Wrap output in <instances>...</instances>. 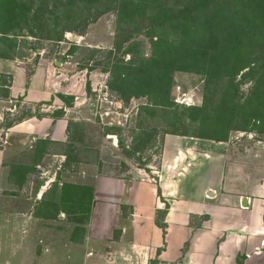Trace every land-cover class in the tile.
I'll return each mask as SVG.
<instances>
[{
    "label": "rangeland",
    "instance_id": "obj_1",
    "mask_svg": "<svg viewBox=\"0 0 264 264\" xmlns=\"http://www.w3.org/2000/svg\"><path fill=\"white\" fill-rule=\"evenodd\" d=\"M131 1L123 11V0H0L1 44H21L22 54L40 50L52 67L51 109L59 115L70 112L72 118L68 140L40 142L42 154L34 158L44 168H35V197L46 187L34 201L39 217L34 224L48 228L47 251L55 257L62 239L83 236L96 175L140 176L139 168H159L166 133L235 137L252 132L263 157L264 0H207L205 17L221 40L217 49L213 40L200 39L207 25L200 23L201 12L196 18L199 0ZM243 7L245 13L239 12ZM166 10V23L160 25ZM185 24L187 41H197L201 50L193 49L185 65L169 56L163 60L159 39L179 44ZM251 26L245 39L255 28L259 45L253 43L247 55L225 54L226 43ZM156 52L157 65L169 59L173 68L169 86L164 70L154 72L153 84L137 73L154 62ZM179 85L194 89L200 102L176 103ZM17 121L2 124L3 138ZM17 224L22 228L26 222L17 219Z\"/></svg>",
    "mask_w": 264,
    "mask_h": 264
},
{
    "label": "crops",
    "instance_id": "obj_2",
    "mask_svg": "<svg viewBox=\"0 0 264 264\" xmlns=\"http://www.w3.org/2000/svg\"><path fill=\"white\" fill-rule=\"evenodd\" d=\"M6 43L0 126L19 121L0 146V264H264V151L252 132L166 133L159 168L96 175L83 236L62 239L51 255L48 228L34 224V201L46 192L33 193L35 168L44 169L34 158L40 142L68 140L72 118L49 104L52 67L40 50Z\"/></svg>",
    "mask_w": 264,
    "mask_h": 264
},
{
    "label": "trees",
    "instance_id": "obj_3",
    "mask_svg": "<svg viewBox=\"0 0 264 264\" xmlns=\"http://www.w3.org/2000/svg\"><path fill=\"white\" fill-rule=\"evenodd\" d=\"M123 1H124L123 2V11H124V7L126 9L131 4H133L131 0H123ZM208 5H209V1H207V0H199V1H196V4H195V6H196V8L198 10L196 18L198 19L200 17V15L202 14L201 17H203V19L200 20V23L203 24V25L204 24L207 25L206 29H205L203 35L200 37V39L203 40V41H206V40L211 41V40H213L214 42H213L212 48L217 49V47L221 43V40L217 39L218 31H216L215 29L211 30V26H212L213 22L211 20H209V18L205 17V11H206L205 8H207ZM244 10H246V7H243L242 10L240 9L239 12L245 13ZM101 12L102 11H100V13ZM167 12H168V10H166L164 12V16H162L163 20L161 21L160 25L166 23L165 19H167V17H166ZM200 12H201V14H200ZM97 13L95 14L96 17L98 16ZM177 19L182 20V19H185V18L184 17H177ZM260 23H261V21H260ZM182 25L183 24L180 21V23L177 26L181 27ZM187 26L188 25L185 24L183 29H182L183 33L184 34L186 33V34L184 35L183 40L179 44H176L173 41L169 43L168 41H166L162 37L159 39V43H161V45L163 46L162 50L159 52V57L161 56L163 58V60H165V56H169L170 59H176L177 62H179L181 60L180 61V62H182L181 65H185L184 63H187L188 62L187 60L191 59V53H192L193 49L197 50V51L201 50L200 46L197 44V41H193V40L192 41L191 40L187 41V37L189 35V34H187V32L189 31V29H187ZM251 28H252V26L250 28L246 29V30L243 29L242 30L243 33L239 32L238 36H235V38H234L235 41L234 42H231V41L227 42L226 45H225V48H226L225 51H224L225 54L226 53L227 54H234V53H238V52L242 53L243 55L250 54L251 52H248V50L251 48V46L253 47L254 44L259 45L256 42H254L255 41L254 39L258 36V35L254 36L255 35V33H254L255 28L252 29V31H251L252 34H250V36H249V38L251 40L249 38H248L249 40L245 39V35L249 34V30ZM225 31L227 33H230L227 30H225ZM63 32L64 31L62 30L61 34H60L61 36H62ZM259 34H262V32L259 33ZM247 40H248V42H247ZM205 50H207V48ZM157 53L158 52L155 53L157 55L156 56L157 58L154 59V62L153 63H150V62L146 63L147 67L146 66L141 67L139 69L140 71L137 72V73L138 74H144L145 75L144 79L151 80L149 82L148 81H146V82L150 83V84H153V81L157 80V78H156L157 76L154 74V72L156 70H164V76L167 77V86H169L170 83H171V81H170L171 77L169 75H170V72L173 70V68L168 63L169 59L164 62V65L162 67L157 65L158 64V54ZM224 66L225 65H223L222 67H224ZM45 142L47 143L49 141H45ZM91 195H92V188H91Z\"/></svg>",
    "mask_w": 264,
    "mask_h": 264
},
{
    "label": "built area",
    "instance_id": "obj_4",
    "mask_svg": "<svg viewBox=\"0 0 264 264\" xmlns=\"http://www.w3.org/2000/svg\"><path fill=\"white\" fill-rule=\"evenodd\" d=\"M67 37H72L73 39H76L75 37L71 36L70 34L67 35ZM177 94L175 97L176 103L184 104L187 106H195L200 102V96L197 94V92L194 89H188V90H183L182 87L179 85L177 87ZM112 103V101H111ZM107 115L109 112H105ZM0 120L3 121L4 117L3 115L0 116ZM0 130L1 126H0ZM8 132L5 134V138L2 137V133H0V146H5L8 144Z\"/></svg>",
    "mask_w": 264,
    "mask_h": 264
},
{
    "label": "water",
    "instance_id": "obj_5",
    "mask_svg": "<svg viewBox=\"0 0 264 264\" xmlns=\"http://www.w3.org/2000/svg\"><path fill=\"white\" fill-rule=\"evenodd\" d=\"M246 199L244 200V203H245Z\"/></svg>",
    "mask_w": 264,
    "mask_h": 264
}]
</instances>
